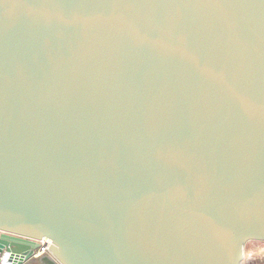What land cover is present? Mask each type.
I'll return each instance as SVG.
<instances>
[{
  "label": "water",
  "instance_id": "obj_1",
  "mask_svg": "<svg viewBox=\"0 0 264 264\" xmlns=\"http://www.w3.org/2000/svg\"><path fill=\"white\" fill-rule=\"evenodd\" d=\"M250 241L264 0H0L4 264H242Z\"/></svg>",
  "mask_w": 264,
  "mask_h": 264
},
{
  "label": "built area",
  "instance_id": "obj_2",
  "mask_svg": "<svg viewBox=\"0 0 264 264\" xmlns=\"http://www.w3.org/2000/svg\"><path fill=\"white\" fill-rule=\"evenodd\" d=\"M50 241H42V247L37 250L35 258H40L49 253ZM11 258V256L4 252L0 256V264H4L3 260ZM242 264H264V241H250L246 245L244 259Z\"/></svg>",
  "mask_w": 264,
  "mask_h": 264
},
{
  "label": "bare ground",
  "instance_id": "obj_3",
  "mask_svg": "<svg viewBox=\"0 0 264 264\" xmlns=\"http://www.w3.org/2000/svg\"><path fill=\"white\" fill-rule=\"evenodd\" d=\"M1 262V261H0ZM10 264H12L13 262L9 261Z\"/></svg>",
  "mask_w": 264,
  "mask_h": 264
}]
</instances>
